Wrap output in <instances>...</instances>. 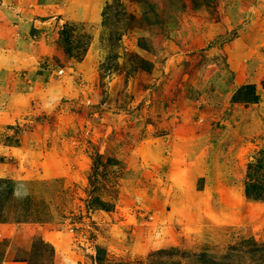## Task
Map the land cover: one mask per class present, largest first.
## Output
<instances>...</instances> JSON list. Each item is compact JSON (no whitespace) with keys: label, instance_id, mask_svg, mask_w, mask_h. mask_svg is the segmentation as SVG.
Wrapping results in <instances>:
<instances>
[{"label":"rangeland","instance_id":"374dc122","mask_svg":"<svg viewBox=\"0 0 264 264\" xmlns=\"http://www.w3.org/2000/svg\"><path fill=\"white\" fill-rule=\"evenodd\" d=\"M3 8L0 223L31 240L8 258L264 264V0Z\"/></svg>","mask_w":264,"mask_h":264},{"label":"crops","instance_id":"0c3cea01","mask_svg":"<svg viewBox=\"0 0 264 264\" xmlns=\"http://www.w3.org/2000/svg\"><path fill=\"white\" fill-rule=\"evenodd\" d=\"M9 0H0V17L3 19V12L4 10V4L8 3ZM10 29V28H9ZM24 52L20 51H8L6 54L7 56H18L20 55V58L26 63L27 58L24 56ZM5 57V59H6ZM5 59H1L3 62H5ZM27 233H22L21 229L14 225L13 223H0V237L2 239H6L8 241L7 249L3 253V260H1L0 264H25V259L22 258H13L8 256L14 255V253H20L22 256L26 255L31 247V240L28 239ZM0 239V240H2ZM11 249L12 254H8V252Z\"/></svg>","mask_w":264,"mask_h":264},{"label":"built area","instance_id":"2783aa9c","mask_svg":"<svg viewBox=\"0 0 264 264\" xmlns=\"http://www.w3.org/2000/svg\"><path fill=\"white\" fill-rule=\"evenodd\" d=\"M58 73L61 74L62 73V69H58Z\"/></svg>","mask_w":264,"mask_h":264}]
</instances>
